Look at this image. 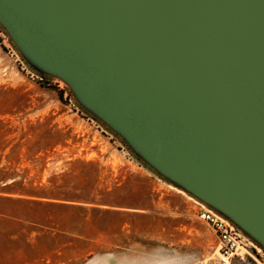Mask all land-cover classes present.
<instances>
[{
    "label": "water",
    "instance_id": "obj_1",
    "mask_svg": "<svg viewBox=\"0 0 264 264\" xmlns=\"http://www.w3.org/2000/svg\"><path fill=\"white\" fill-rule=\"evenodd\" d=\"M0 20L148 170L264 248V0H0Z\"/></svg>",
    "mask_w": 264,
    "mask_h": 264
},
{
    "label": "rangeland",
    "instance_id": "obj_2",
    "mask_svg": "<svg viewBox=\"0 0 264 264\" xmlns=\"http://www.w3.org/2000/svg\"><path fill=\"white\" fill-rule=\"evenodd\" d=\"M131 146L0 20V264H264L252 238L222 258L205 206Z\"/></svg>",
    "mask_w": 264,
    "mask_h": 264
},
{
    "label": "built area",
    "instance_id": "obj_3",
    "mask_svg": "<svg viewBox=\"0 0 264 264\" xmlns=\"http://www.w3.org/2000/svg\"><path fill=\"white\" fill-rule=\"evenodd\" d=\"M198 216L213 230L218 239V253L222 258L230 259L233 256L243 258V251L249 256H253V249L249 246L246 248L245 244L234 234L230 225L223 218L204 207L199 208Z\"/></svg>",
    "mask_w": 264,
    "mask_h": 264
},
{
    "label": "trees",
    "instance_id": "obj_4",
    "mask_svg": "<svg viewBox=\"0 0 264 264\" xmlns=\"http://www.w3.org/2000/svg\"><path fill=\"white\" fill-rule=\"evenodd\" d=\"M36 81H37L39 84L44 85L42 79H36ZM47 85H50V84H47ZM54 87H56V86H54ZM60 90H61V89H60ZM60 99L63 100V98H62V90H61V92H60Z\"/></svg>",
    "mask_w": 264,
    "mask_h": 264
},
{
    "label": "crops",
    "instance_id": "obj_5",
    "mask_svg": "<svg viewBox=\"0 0 264 264\" xmlns=\"http://www.w3.org/2000/svg\"><path fill=\"white\" fill-rule=\"evenodd\" d=\"M199 212V211H198Z\"/></svg>",
    "mask_w": 264,
    "mask_h": 264
}]
</instances>
